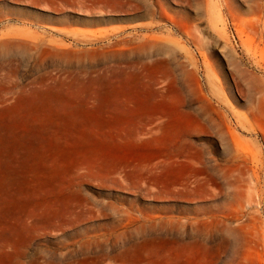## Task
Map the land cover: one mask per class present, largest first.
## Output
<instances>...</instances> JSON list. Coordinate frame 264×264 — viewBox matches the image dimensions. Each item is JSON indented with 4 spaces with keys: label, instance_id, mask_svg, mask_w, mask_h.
Segmentation results:
<instances>
[{
    "label": "rangeland",
    "instance_id": "rangeland-1",
    "mask_svg": "<svg viewBox=\"0 0 264 264\" xmlns=\"http://www.w3.org/2000/svg\"><path fill=\"white\" fill-rule=\"evenodd\" d=\"M0 264H264V0H0Z\"/></svg>",
    "mask_w": 264,
    "mask_h": 264
},
{
    "label": "bare ground",
    "instance_id": "bare-ground-1",
    "mask_svg": "<svg viewBox=\"0 0 264 264\" xmlns=\"http://www.w3.org/2000/svg\"><path fill=\"white\" fill-rule=\"evenodd\" d=\"M255 20H256V19H255ZM259 25H260V24H259ZM260 113H261V112H260ZM213 120H214V119H213ZM151 127H153V126L151 125ZM148 128H149V127H148ZM150 129H151V128H150ZM150 129H149V130H150ZM147 130H148V129H147ZM149 130H148V132H149ZM149 133H150V132H149ZM154 133H155V132H154ZM154 135H155V134H154ZM221 135H222V134H221ZM231 135H232V134H231ZM150 136H151V135H150ZM233 136H234V135H233ZM148 137H149V136H148ZM232 138H234V139L236 140L235 137H232ZM232 141H233V140H232ZM237 141H238V140H237ZM240 142H241V141H240ZM235 143H239V141H238V142H235ZM239 144H241V146H242V143H239ZM188 145H189V144H188ZM235 146H236V145H235ZM235 146H234V148H235ZM236 147H237V146H236ZM240 148H242V147H240ZM237 149H238V147H237ZM237 149H236V150H237ZM239 150H240V149H239ZM241 150H242V149H241ZM241 150H240V151H241ZM240 151H239V152H240ZM236 153H237V152H236ZM188 154H189V153H188ZM237 154H240V153H237ZM253 154H254V153H253ZM226 155H227V154H226ZM240 156H241V155H240ZM250 156H252V154H251ZM253 157H256V159H257V156H256L255 154H254V156H252L251 158L253 159ZM188 159H189V162H188V163H189V164H193V161H194V160H193V159H190V158H188ZM252 159H251V161H253ZM237 160H239V158H237ZM212 162H213V160H211V163H210V164H212ZM188 163H187V164H188ZM254 163H255V162H254ZM204 164H205V163H204ZM236 164H237V163H236ZM217 166L220 167L219 164H218V165L215 164V165L212 166L211 168H210V166H207L208 168L203 167V168H201V170H200V169H199V170H200L201 172H209V175H210L209 177H210V178H218V177L216 176V173H219V172H218L219 170H217ZM194 167H195V165H194ZM196 167H197V166H196ZM231 167H232V166H231ZM240 172H241V171H240ZM212 173H213V174H212ZM236 173H238V172H235L234 175H235ZM214 174H215V175H214ZM219 174H220V173H219ZM224 174H226V173H224ZM232 174H233V173H232ZM253 174H255V173L253 172ZM226 175H227V174H226ZM236 175H237V174H236ZM256 176H257V175H256ZM223 177H225V176L222 175V177H219V178H223ZM229 177H230V176H229ZM250 178H251V176H250ZM257 178H258V177H257ZM250 204H251V203H250ZM234 246H235V245H234ZM230 247H231V245H230ZM204 249L209 250L208 247H204ZM223 249H224V250H229V249H228V246H227L226 244H224V248H223ZM226 254H227V253H226Z\"/></svg>",
    "mask_w": 264,
    "mask_h": 264
}]
</instances>
